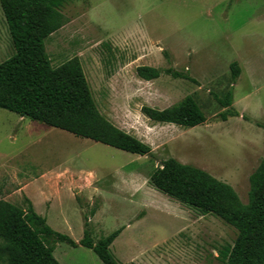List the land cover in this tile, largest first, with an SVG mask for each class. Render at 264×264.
Here are the masks:
<instances>
[{"label": "rangeland", "instance_id": "obj_1", "mask_svg": "<svg viewBox=\"0 0 264 264\" xmlns=\"http://www.w3.org/2000/svg\"><path fill=\"white\" fill-rule=\"evenodd\" d=\"M60 10L67 22L44 39L51 66L78 57L100 113L151 154L22 121L0 108V199L25 205L29 198L48 226L74 241L83 236L85 216L93 242L121 228L109 247L118 263L225 264L236 230L158 190L149 176L171 157L231 185L247 202L248 177L264 156V0H65ZM12 54L0 7V62ZM234 61L240 73L231 109L238 116L222 120L227 108L212 94L223 97L230 88ZM141 65L162 73L142 80L135 73ZM168 68L193 81L164 74ZM187 95L203 112L201 124L154 123L141 112ZM60 164L70 171L47 210L38 181L20 188L41 168ZM41 237L60 264H103L91 249Z\"/></svg>", "mask_w": 264, "mask_h": 264}, {"label": "trees", "instance_id": "obj_2", "mask_svg": "<svg viewBox=\"0 0 264 264\" xmlns=\"http://www.w3.org/2000/svg\"><path fill=\"white\" fill-rule=\"evenodd\" d=\"M63 1L0 0L13 47V54L0 62V108L76 137L132 154L150 155L148 144L118 128L100 113L78 57H72L57 67L51 66L44 39L67 22L60 10ZM229 68L230 88L223 97L212 94L220 106L227 108L221 113L222 120H226L227 115L238 116L237 111L231 108L232 85L240 68L235 61ZM135 73L138 78L150 81L162 72L155 67L141 65L135 68ZM163 73L193 81L186 73L172 68ZM141 112L154 123L180 127H193L205 121L202 110L190 95L161 110L142 106ZM260 126L264 128V124ZM149 180L163 193L202 214L216 215L236 230L225 264H264V156L248 177L246 203L241 202L231 185L171 157L160 163ZM94 213L95 210H91L89 215ZM84 219L83 236L74 241L48 226L30 202L23 210L0 199V264H60L53 256L52 247L41 240L42 235H52L57 241L72 247L91 249L103 264H128L118 263L109 249L121 228L93 242L88 217Z\"/></svg>", "mask_w": 264, "mask_h": 264}, {"label": "crops", "instance_id": "obj_3", "mask_svg": "<svg viewBox=\"0 0 264 264\" xmlns=\"http://www.w3.org/2000/svg\"><path fill=\"white\" fill-rule=\"evenodd\" d=\"M22 118V121H23V118L25 117H21ZM40 123V122H39ZM43 124V123H41ZM45 125V124H44ZM48 126V125H46ZM48 127H51V128H55V127H52V126H48ZM42 128H45L46 127H40L39 129L40 130H43ZM120 128V127H119ZM55 129H58V128H55ZM60 130V129H59ZM64 131V130H62ZM66 132V131H64ZM68 133V132H67ZM70 134V133H69ZM41 161H43V159H41ZM65 163H68L67 161ZM36 164V163H35ZM62 165L60 164L59 167H61ZM69 168V166L67 164H64L63 167L61 168H57V169H54V168H41L40 172L38 175H35V177H33L31 180H26L23 185L21 186L20 190L23 191V188L25 185H27L30 181H38L39 182V191L41 193V196L43 197V205L44 207L49 210L50 209V206L52 205L54 199H55V195L57 194V192L61 189V188H64V186H59V181L61 178H64L66 176V174L70 171L69 169H65V168ZM62 169H65V171H63ZM72 177V176H71ZM68 184L67 181H65L64 185ZM67 186V185H66ZM66 188V187H65ZM68 189V188H66ZM53 191V192H52ZM72 196L73 198L74 197V194L71 192V190H67ZM24 192V191H23ZM26 195V194H25ZM27 197V196H26ZM28 198V197H27ZM76 200V199H75ZM10 202V201H9ZM27 202V203H26ZM25 205L20 203V202H15V201H11L12 204L16 205L17 207L25 210L28 206V203L30 202L31 205H32V208L34 210V207H33V204L31 202V200L28 198L27 201H26ZM78 204V203H77ZM35 211V210H34ZM95 215V214H94ZM94 215L92 217H94ZM41 216V215H40ZM45 219V222L47 223L46 221V218L44 217ZM89 222V220H88Z\"/></svg>", "mask_w": 264, "mask_h": 264}]
</instances>
